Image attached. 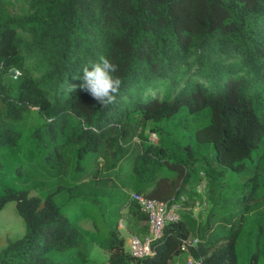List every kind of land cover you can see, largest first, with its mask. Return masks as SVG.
<instances>
[{"label": "trees", "instance_id": "obj_1", "mask_svg": "<svg viewBox=\"0 0 264 264\" xmlns=\"http://www.w3.org/2000/svg\"><path fill=\"white\" fill-rule=\"evenodd\" d=\"M12 1L0 0V211L14 203L24 235L6 241L0 264H71L51 261V251L83 257L93 234L63 212L97 197L91 188L116 179L171 202L201 174L211 202L202 221L182 214L153 243L154 256L134 259L118 218L108 264H172L189 236L198 264H264V208L255 213L264 205V0H25L29 11L15 19ZM100 53L123 81L107 108L80 88L81 65ZM220 166L250 176L243 207L211 224Z\"/></svg>", "mask_w": 264, "mask_h": 264}, {"label": "rangeland", "instance_id": "obj_2", "mask_svg": "<svg viewBox=\"0 0 264 264\" xmlns=\"http://www.w3.org/2000/svg\"><path fill=\"white\" fill-rule=\"evenodd\" d=\"M7 11L13 19L18 18L29 11V3L25 0L12 1L7 7ZM15 75L16 73H14V76ZM145 134L149 139L151 134H149L148 130ZM138 140V138L133 139L134 142H137ZM100 163L98 164V167L101 172H104V166ZM127 166L126 162L121 164L119 171L121 176H125ZM219 168L225 169L226 175L223 183L218 185V189L221 190L219 196L220 200L216 204L214 211L215 216H211L210 218L211 224L230 217L243 207L242 204L238 203L237 199L241 194L247 191L241 184L250 176L248 171L237 174L224 167L220 166ZM44 190L48 191V189ZM90 190L94 194L98 193V196H93L81 202H70L65 206L63 212L71 222L78 221V226L80 228L93 234L91 241L85 242L80 248L83 257H79L73 252V250L69 252L51 251L47 253V258L51 261L69 262L71 264H108L109 253L105 250L104 245L108 241L109 232L114 229L115 222L118 218H120V222L117 226L118 237L125 240V250H128L126 243L129 235L125 228H127L126 224L127 222H130L131 219L128 197L133 191L127 187L123 188L116 179L111 180L105 186H97ZM39 191L34 190L30 195L38 196ZM99 193H102L103 196L100 197ZM66 198L67 194L62 192L56 194L54 200L57 205H60ZM125 199L127 200L125 201ZM210 206L211 202L208 197V199H205L200 206L195 207L196 212L194 215L197 217L198 222L202 221V216L207 214ZM263 208L264 205L263 207L258 208L255 213L260 212ZM190 227L193 228L192 226ZM193 233L194 231L192 234ZM23 235V222L15 212L14 203H8L5 208L0 211V250L5 247L8 239L21 238ZM89 239L90 237L87 238V240Z\"/></svg>", "mask_w": 264, "mask_h": 264}, {"label": "built area", "instance_id": "obj_3", "mask_svg": "<svg viewBox=\"0 0 264 264\" xmlns=\"http://www.w3.org/2000/svg\"><path fill=\"white\" fill-rule=\"evenodd\" d=\"M153 140H156V136L151 134L149 141L155 142ZM200 176L201 180L196 187V191L201 197V202L196 203V206H200L206 199L205 192L207 182L203 174ZM129 199L138 207L139 211L147 217L148 230L143 236H129L126 243L128 248L127 252L134 259L152 257L155 254L152 245L162 237L165 226L180 221V202H184L185 199L184 197H180L179 202L174 200L168 202L151 199L143 194L135 192L129 194ZM198 242L196 237L189 236L182 238L179 244V251L181 254L185 255V260L182 263L175 261L172 264H198L199 261L192 255V251L197 248Z\"/></svg>", "mask_w": 264, "mask_h": 264}, {"label": "clouds", "instance_id": "obj_4", "mask_svg": "<svg viewBox=\"0 0 264 264\" xmlns=\"http://www.w3.org/2000/svg\"><path fill=\"white\" fill-rule=\"evenodd\" d=\"M80 71L83 73L81 90L91 95L103 108L117 102L123 84L118 75L119 65L100 53L95 59L82 64Z\"/></svg>", "mask_w": 264, "mask_h": 264}, {"label": "crops", "instance_id": "obj_5", "mask_svg": "<svg viewBox=\"0 0 264 264\" xmlns=\"http://www.w3.org/2000/svg\"><path fill=\"white\" fill-rule=\"evenodd\" d=\"M198 185V184H197ZM196 185V187H197ZM196 187L194 190L188 192L187 194L184 195V202H180V210H179V215L181 216L182 214L187 215L188 217H191L193 220L197 221V217H195V212H196V203L201 202V197L196 191ZM199 199V201H198ZM179 202V200H177ZM205 215L202 216V219L204 218ZM131 219L130 222H127L125 228L127 230V233L129 236L131 235H138V236H143L147 233L148 226L141 224L140 226L138 225L137 221L133 218L132 215H130ZM123 227V226H122ZM144 233V234H143ZM128 236V237H129ZM194 237V236H191ZM128 240V239H127ZM185 260V255L181 254L175 261L178 262H184Z\"/></svg>", "mask_w": 264, "mask_h": 264}, {"label": "water", "instance_id": "obj_6", "mask_svg": "<svg viewBox=\"0 0 264 264\" xmlns=\"http://www.w3.org/2000/svg\"><path fill=\"white\" fill-rule=\"evenodd\" d=\"M9 76L10 77H13L14 76V72L10 73Z\"/></svg>", "mask_w": 264, "mask_h": 264}]
</instances>
